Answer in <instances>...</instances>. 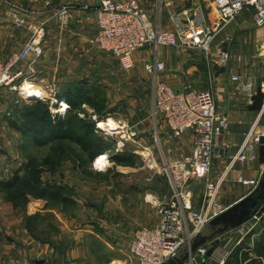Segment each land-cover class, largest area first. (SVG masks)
<instances>
[{"label": "rangeland", "instance_id": "1", "mask_svg": "<svg viewBox=\"0 0 264 264\" xmlns=\"http://www.w3.org/2000/svg\"><path fill=\"white\" fill-rule=\"evenodd\" d=\"M158 1L137 0L147 11L151 21H155L157 16L163 22L161 29H165L164 31L174 30V25L169 22L171 16L178 15L181 19L184 11L188 10L192 14L198 6L196 4H199V0H169L170 6L160 9ZM98 2L99 0H85L81 5V2L72 0L55 2L51 7L47 4L48 12L19 6L8 0H0V5L9 6L23 21L22 28L26 27L31 31L32 26L43 23L45 29L46 21L43 16L46 13L54 16L58 22L57 11L61 8L68 7L76 12L80 7L92 6ZM42 5L43 3L40 6ZM86 16L88 15H85V19ZM165 26L170 29L166 30ZM162 50V59L165 62V58H168V63L165 62V71L158 75L159 81L173 86L181 76V82H184L182 72L192 70L194 64H197V74L192 80L186 81L200 91L209 88L207 79L201 74L203 68L211 67V62L204 64V55L200 53L205 52L182 47ZM141 51L135 54L134 57L139 56L136 57L137 62L134 60V67L129 73L122 72L115 59L101 52V80L93 85L77 82L73 86L74 100L78 105L75 109L59 102L55 95L50 97L39 86H36V91L33 88V92L38 93L37 96L28 95L30 92L23 91L22 86L26 83L34 85L29 82L19 84L16 81L13 89L0 90V264H34L33 260L38 258H41L43 264H137L128 253L131 240L129 236L143 227H154L156 220L153 221L151 216L148 226H137L135 231L132 217L135 214L138 216V212L135 213L133 204L128 206L129 200L143 204L144 207L141 196L146 200L147 193L164 194L169 188L165 176L156 175L149 170L150 164L143 161L141 154L150 150L157 151V159L153 163L157 169L164 164L181 160L190 153L184 148L182 154H172L174 160L160 155L162 149L165 153L163 146L166 140L165 135L160 138L157 126H164V122L159 117L154 118L152 114L154 79L142 67L143 62L151 58V55L144 53L146 50ZM12 55L0 60L6 61ZM66 93L61 90L57 94L61 96ZM216 110L223 113L217 105ZM45 113L53 119L61 116L70 121L79 133L84 128L93 126L92 136L104 148L101 156L92 162L74 144L45 138L46 135L39 137L41 143L37 144L30 131L39 128ZM161 131L165 132V129ZM114 156H125L135 165L117 166L113 161ZM222 156L223 152L213 161L212 176H219L228 165L229 159L222 160ZM147 178L150 179L149 182L146 181ZM30 183L35 186V192ZM135 187L139 188L138 193L135 189L131 191ZM203 190V181L190 186L195 198L200 194L202 196ZM42 191L45 192L40 197ZM247 193V189L238 184L229 172L222 184L219 200L228 206L242 200ZM55 194L59 197L53 198ZM147 212L149 215L154 213L149 207ZM122 215H129L131 220H122ZM257 216L259 218H252L254 222L250 224L256 230H261L264 211L261 216L255 217ZM250 224L244 228L227 227V230H223L222 225L213 226L208 223L200 237L205 242L212 238L220 240L230 254L225 264H234L235 259L230 261L234 256L233 250L236 251L237 242ZM117 233H122L128 241L116 239ZM224 234L228 235L224 237ZM30 240H34L37 246L33 247ZM51 250L57 254L56 258L47 253ZM185 254L186 248H183L179 256L184 257ZM255 257L253 255L252 258ZM203 260L209 259L205 257Z\"/></svg>", "mask_w": 264, "mask_h": 264}, {"label": "built area", "instance_id": "2", "mask_svg": "<svg viewBox=\"0 0 264 264\" xmlns=\"http://www.w3.org/2000/svg\"><path fill=\"white\" fill-rule=\"evenodd\" d=\"M158 6L160 9L168 8L169 0H159ZM212 10L214 26H207L200 17L184 11L181 19L178 15L170 17L173 31L162 30L161 20L157 16L155 21H151L137 0H99L94 6H83L76 11H92L96 26L92 43L97 50L115 59L122 72L129 73L133 69L137 52L146 50L150 53L151 59L143 62V70L154 79L152 114L154 118L162 119L171 140H179L186 134L191 136L192 153L161 168H154L149 152L141 154L143 161L150 164L149 170L165 176L169 188L164 194L147 193V202L157 221L152 228L137 230L129 241L128 253L137 264H167L171 259L183 260L182 264H202L215 239L207 241L195 251H192V245L208 223L229 209L219 200L225 177L236 164L257 160L256 150L260 137L264 136V127H259L256 121L242 135L239 147L234 155L228 157L224 171L217 177L212 176L213 161L228 148L224 140L230 133L228 117L216 110L211 91H200L188 84L175 90L158 80V75L166 69L165 62L159 58L161 48L199 49L209 56L216 34L244 11L252 12L254 26H264V0H212ZM76 12L68 7L58 10L59 25L69 26ZM12 19L16 28H22L23 21L15 13ZM30 29L29 40L23 48L6 61L0 60V90L13 89L14 83L22 77L21 72L16 70L18 65L31 57L43 55L44 23ZM217 54L213 62L218 67H225L231 55L221 49ZM231 80L240 83V91L252 97L254 90L251 81L247 79L241 83L237 76ZM260 90L264 93V84L260 85ZM198 181L204 182V190L200 207L194 209L190 186ZM236 182L252 187L258 185L257 181L241 176L236 178ZM183 248H186V254L180 257ZM226 254L224 248L217 247L210 257L217 264H225Z\"/></svg>", "mask_w": 264, "mask_h": 264}, {"label": "crops", "instance_id": "3", "mask_svg": "<svg viewBox=\"0 0 264 264\" xmlns=\"http://www.w3.org/2000/svg\"><path fill=\"white\" fill-rule=\"evenodd\" d=\"M8 1H12L17 5L19 4V6H26L31 9H39L40 11L48 12V7H51L55 2L68 0ZM72 1L81 2L79 3L81 5L85 0ZM42 3L43 5L40 6ZM47 4H49L48 7ZM196 6L197 8L193 10L192 15L200 17L205 25L211 27L214 26L215 19L212 10V0H199V4L197 3ZM13 13L14 11L9 6L0 5V59L2 60L9 57L11 54L19 52L22 45L29 39L31 34L30 30L26 27L20 29L14 26L12 19ZM44 15L45 16H43V18H45L44 21H46V25L43 42V55L39 58L31 57L26 62L17 66L16 70L20 71L22 75L18 81L19 84H22V82H29L35 86L42 87L44 90L43 92L50 97L54 95L57 97V93L61 90L65 92L73 90V86H76L77 82H81L82 84L86 83V85H93V83L99 82L102 77L100 62L101 52L97 50L92 43L96 35L95 19L92 11L88 14L76 12L74 14V20L70 22L68 27H61L54 16H48L49 13ZM85 15H88L86 16V19ZM169 22L171 23L170 20ZM167 27L168 26H165V28ZM168 29L170 28H167L166 30ZM218 49L227 51L231 55V59L225 67H218L213 62L218 57ZM163 54L164 50L161 48L159 50V58L161 60L164 58ZM200 54L204 55V64H209L211 62V67H206V69L203 68L201 72L202 76L205 77L209 83L207 91L209 90L213 93L217 108L228 116L230 122V133L225 137L228 148L223 152L224 156H222V160L225 159L227 161L230 155H234L236 153L242 140V135L250 129L254 122L257 121L259 127H264V107L260 112L251 111L249 107L251 106L252 97H248L240 91V83L237 84L231 80L233 76H238L241 83H244L247 79L251 81L254 90L252 96L256 94L258 89H260V85L264 84V26H254L252 12L244 11L234 21L216 34L209 51V56L204 53ZM138 56L139 55L136 57ZM136 57H134L135 61ZM150 59L151 58L147 60ZM165 59V62L168 63V58ZM196 67H198V65L194 64V68L192 70L189 69L184 73L182 72L185 77V81L181 82L180 76L178 77V81L175 84H172L173 86L171 87L175 90H180L184 83L192 86L186 80H192L193 76L197 74ZM215 67H218L219 69H215ZM222 69H224L223 72H221ZM59 102L64 103V101ZM164 129L165 132H162L161 130ZM157 130L160 134V138L165 135V140L169 143L168 144L165 141L163 146L165 153L162 149L160 155L167 157V159L169 157V160H172L175 158L173 155H176L177 153L182 154L184 148H187L190 151L189 155L192 153L190 134L184 135L179 140H171L167 136L168 134L165 125H159V127L157 126ZM160 146L162 147L161 143ZM166 147L168 149H166ZM258 148L256 150V161L238 163L234 166L231 173L235 179L241 176L244 179L259 182L264 173V164L259 161ZM153 151L150 150L149 153L151 154V157H153V162H155V159H157V151ZM168 153L170 154L168 155ZM220 158L217 159L218 164ZM216 171L217 168L215 169V173ZM140 184L142 185V183ZM144 187L142 189H144ZM242 187L246 188L248 192L244 195L242 200L249 197L256 188L246 185H242ZM134 189L136 193L140 191L138 187L132 188L131 191ZM141 194L143 195V192ZM131 195L132 194H130V196ZM141 197L144 207L146 208L143 207V204L139 205L135 201L132 202L131 200H129L130 202L128 205L131 206V204H133L136 208L135 213L138 212V216L135 214L134 217H132V221L136 227L135 231L142 226H148L151 222V216L153 221H157L156 215L153 212L151 215L147 212L148 207L150 208L147 198L144 200L143 196ZM236 202L232 203V205H228L229 207H227L231 208L239 203ZM200 205L201 194L196 198H192V207L194 209L199 208ZM263 211L264 209H261L256 215L261 216ZM120 218H122V220H131L129 215H122ZM248 222L241 224L236 227V229L242 226L244 228L254 221L250 220ZM260 229L261 230H256L255 226L250 224L247 231L242 235V238H240V241L237 242L236 251L233 250L234 256L230 261L235 259L234 264H264V256L261 255V251H264V239L262 238V235L264 234V223L260 226ZM133 234L129 237L132 238ZM226 235L228 234H224V237ZM115 237L116 239H124L128 241V238L123 236L122 233H117ZM244 238H247L246 240L250 242L246 243V240H243ZM212 239L218 241V247H225L222 246L220 240L216 238ZM30 242L34 245L33 247L37 246V243H35L34 240H30ZM46 249H48V246H46ZM47 253L54 258L57 256V254H55L52 250L47 251ZM253 255L256 257L252 258ZM229 256L230 254L228 253L226 256L227 259L225 258V263L229 260ZM207 259L209 260H203V264H217L211 257L207 256ZM33 261L34 264H43V262H41V258L34 259Z\"/></svg>", "mask_w": 264, "mask_h": 264}, {"label": "trees", "instance_id": "4", "mask_svg": "<svg viewBox=\"0 0 264 264\" xmlns=\"http://www.w3.org/2000/svg\"><path fill=\"white\" fill-rule=\"evenodd\" d=\"M77 91V90H76ZM61 94L57 96L59 101H64L70 108L75 109L78 105L74 100V95L72 90L67 91L66 95ZM32 115V114H31ZM30 124V123H29ZM93 126L84 128V130L79 133L77 132L70 121L64 120L61 116H56V119H53L49 116L48 113L43 114L41 118V124L39 128L31 130L32 139L40 144L39 137L46 135L45 138H50L52 140H62L70 142L77 146L83 153H85L90 161H96L104 151V148L101 143H98L95 138L92 136ZM113 161L115 165L121 167H133L135 164L131 159L125 156H114ZM29 184V183H28ZM31 184V189L35 192V186ZM8 186V185H7ZM45 191L40 192L39 196ZM57 194L53 198H58ZM65 197L63 200L65 201ZM264 239V234L262 235ZM261 255L264 256V251H261Z\"/></svg>", "mask_w": 264, "mask_h": 264}, {"label": "water", "instance_id": "5", "mask_svg": "<svg viewBox=\"0 0 264 264\" xmlns=\"http://www.w3.org/2000/svg\"><path fill=\"white\" fill-rule=\"evenodd\" d=\"M215 69H219L215 67ZM224 69L221 70L223 72ZM264 107V93L260 89L256 91V94L251 98V111L260 112ZM259 161L264 164V136L259 139L258 148ZM264 209V173L261 176L257 187L250 194L249 197L242 200L238 204L229 208L222 215L210 222V225L218 226L222 225L223 230L235 229L243 223L248 222L256 216V214ZM205 244V239L198 236L193 242L192 251ZM218 247V241H215L211 248L208 250L207 256L210 257L213 251ZM183 260L171 259L167 264H182Z\"/></svg>", "mask_w": 264, "mask_h": 264}, {"label": "bare ground", "instance_id": "6", "mask_svg": "<svg viewBox=\"0 0 264 264\" xmlns=\"http://www.w3.org/2000/svg\"><path fill=\"white\" fill-rule=\"evenodd\" d=\"M23 91H27V92H30V94H28V95H33V96H37V92H33L34 91V89H35V91L37 90L36 89V86L35 85H29V84H24L23 86ZM34 88V89H33ZM31 92H33V93H31ZM24 93V92H23ZM39 96V95H38Z\"/></svg>", "mask_w": 264, "mask_h": 264}]
</instances>
